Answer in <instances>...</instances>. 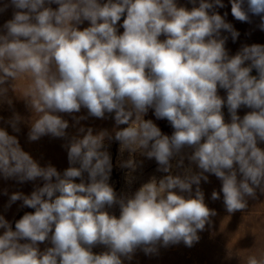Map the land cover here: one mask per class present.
<instances>
[{
    "label": "clouds",
    "instance_id": "obj_1",
    "mask_svg": "<svg viewBox=\"0 0 264 264\" xmlns=\"http://www.w3.org/2000/svg\"><path fill=\"white\" fill-rule=\"evenodd\" d=\"M189 3L190 9L178 0L0 4V14L13 9L0 25V102L11 106L9 91L16 92L19 79L30 80L19 96L32 112L28 140L65 139L69 164L62 173L50 163L41 166L0 127V176L42 181L30 195L11 194L7 208L22 201L34 209L14 230L0 215V264H124L138 249L150 255L158 246L192 247L217 215L205 203L206 174L221 181L211 199L222 193L229 214L246 210L257 190L264 194V45H243L230 55L221 32L233 42L239 32L226 22L227 13L215 11L225 7L223 0ZM230 3L236 20L259 16L264 31V0ZM241 108L250 111L241 117ZM82 109L87 115L76 116ZM150 109L167 120L171 135L144 119ZM62 114L72 116L73 126L111 118L114 128L94 134L80 126L68 137ZM22 119L14 113L5 123L18 133ZM113 139L121 154L129 153L121 164L129 175L140 166L136 153L154 159L165 175L118 195L109 183L113 164L105 146ZM114 206L118 216L109 211ZM45 242L51 246L41 250ZM97 246L106 250L95 253ZM248 264H264V258L250 257Z\"/></svg>",
    "mask_w": 264,
    "mask_h": 264
},
{
    "label": "rangeland",
    "instance_id": "obj_2",
    "mask_svg": "<svg viewBox=\"0 0 264 264\" xmlns=\"http://www.w3.org/2000/svg\"><path fill=\"white\" fill-rule=\"evenodd\" d=\"M5 0H0V4ZM224 8H217L220 15L225 16L226 22L230 23L235 30L239 32V37L233 42L231 35L228 32L222 30L221 35L227 36L226 49L230 55L236 54L243 45L262 44L264 45V31H262L258 25L261 20L259 16H250L251 22H241L236 20L231 13L230 0H223ZM178 4L184 5L189 9L193 6L189 3V0H178ZM198 6V0H197ZM55 8L56 5H53ZM13 9L9 8L6 12L0 14V25H3L5 21L11 19ZM122 23V21L120 22ZM86 21L81 28L87 27ZM119 31L122 33L123 29ZM255 71V70H254ZM256 75V74H255ZM30 80L27 78H21L15 83L16 92L9 91L8 97L12 100V105L0 102V127L6 128L10 135L17 136L21 148L28 152L35 160L39 162L41 166H47L49 163L57 168L61 173L69 167L67 160V151L62 146L67 141L63 138H53L49 135L41 137L37 141L30 142L28 140V132L30 130V120L32 112L26 107L25 101L20 98L24 90L29 86ZM219 94L224 97L226 93L224 90H219ZM250 111L247 108H241L238 114L243 115ZM14 113H18L23 119L20 127V132H13L11 127L5 123L10 119ZM226 120L229 119L227 109H224ZM63 118L69 121V128L66 129L68 137L77 135V129L80 126L92 127L94 134L100 130L107 129L110 133L114 128V120L109 119H97L89 117L86 120H81L79 125H75L72 116L62 114ZM76 116L87 115L85 109H82L80 113H76ZM35 116L33 117V119ZM144 119H151L161 129L162 133L171 135L173 129L170 124L167 123V127L163 129V123L165 120H157L153 114V110H149L144 116ZM125 127V125L120 126ZM114 135V133H113ZM105 146L109 151L112 159V172L109 183L114 187L117 194L128 193L131 194L138 189L141 184L147 182L151 177L155 176L160 178L165 175L156 171L158 165L154 159H147L146 157L135 154V160L140 165L135 172L129 175V169L121 166L123 161L129 158V153L125 151L123 154L119 151V143L114 139L111 141L105 140ZM260 147L264 148V144H260ZM190 151V150H185ZM142 162V163H141ZM175 164V160L172 161ZM187 160L185 164L187 165ZM193 170L198 171L193 165ZM173 171H177L175 168ZM209 176V181L205 183L201 181V188L205 195V203L210 209H215L217 215L212 217V224L206 225L204 231L198 232L200 237L199 241L194 243L192 247L186 246L183 242L175 245H169L167 247L158 246V251L154 254L145 255L142 250H137L131 261H124V264H248L250 257H255L258 260L264 258V194H260L257 190V198L248 200V208L244 211H237L234 214H229L223 204V194L221 193V199L213 201L211 199V193L213 190L219 192L221 188V181L212 174H206ZM78 182V181H77ZM35 185L42 186V181L36 182L17 183L13 179L5 180L0 176V215H3L13 227L15 221L20 219L26 212H34V209L27 207H21L22 201H16L7 208L6 205L9 201L11 194L15 192H22L25 195H30ZM4 190H7L8 195H4ZM110 212L119 215V207L114 206L109 209ZM3 229H0L2 234ZM51 246L45 242L40 245L41 250L45 247ZM106 250L104 247L93 248L96 253Z\"/></svg>",
    "mask_w": 264,
    "mask_h": 264
},
{
    "label": "trees",
    "instance_id": "obj_3",
    "mask_svg": "<svg viewBox=\"0 0 264 264\" xmlns=\"http://www.w3.org/2000/svg\"><path fill=\"white\" fill-rule=\"evenodd\" d=\"M121 21H122V20H121ZM167 123H168L167 120H165L164 123H163V126H162L163 129H164L165 127H167Z\"/></svg>",
    "mask_w": 264,
    "mask_h": 264
},
{
    "label": "crops",
    "instance_id": "obj_4",
    "mask_svg": "<svg viewBox=\"0 0 264 264\" xmlns=\"http://www.w3.org/2000/svg\"><path fill=\"white\" fill-rule=\"evenodd\" d=\"M253 75H255L256 74V72L253 70V73H252ZM100 247H104V246H97V248H100ZM96 253V252H95Z\"/></svg>",
    "mask_w": 264,
    "mask_h": 264
}]
</instances>
